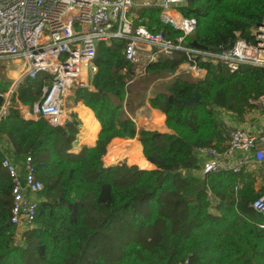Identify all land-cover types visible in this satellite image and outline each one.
<instances>
[{"label":"trees","instance_id":"obj_1","mask_svg":"<svg viewBox=\"0 0 264 264\" xmlns=\"http://www.w3.org/2000/svg\"><path fill=\"white\" fill-rule=\"evenodd\" d=\"M180 12L197 20L184 45L218 48L238 38L254 42L251 31L264 18V0H187ZM160 13L159 7L136 9V24L177 42L182 32L162 23ZM187 61L185 53L163 55L146 72L170 76ZM94 65L92 89L74 95L101 124L94 146L76 152L81 122L75 114L64 126L22 115L19 105L31 108L41 98L40 78L25 79L12 94L0 121V264H264V214L251 206L259 195L255 174L202 175L198 156L201 147L225 149L222 116L244 121L264 96V68L232 73L225 64L199 61L207 71L202 79L174 77L150 99L167 125L138 130L124 114L136 66L126 60L124 42H101ZM7 90L0 80V93ZM195 91L200 100L187 104ZM136 136L146 167H104L112 140ZM27 156L44 188L35 224L17 242L14 183L2 163Z\"/></svg>","mask_w":264,"mask_h":264},{"label":"built area","instance_id":"obj_2","mask_svg":"<svg viewBox=\"0 0 264 264\" xmlns=\"http://www.w3.org/2000/svg\"><path fill=\"white\" fill-rule=\"evenodd\" d=\"M186 2L0 0V66L10 60L22 63L24 69L15 81L14 92L25 79H41L42 95L30 108V113L45 118L53 126H64L72 120L67 103L74 97L76 89H92L91 77L96 69L94 59L101 42L112 45L123 41L125 58L134 64L145 56L142 75L149 64L163 55L176 52L185 53L188 61L180 65L172 77L187 75L196 81L202 79L207 71L200 67L199 61L225 64L232 73L246 67L264 68V18L251 31L253 43L238 38L232 48H195L183 43L197 28L195 18L184 17L180 12ZM144 7L161 8V22L182 32L177 42L166 38L162 32L136 24L135 11ZM154 46L156 51H153ZM258 103L261 106L258 107ZM10 104L9 100L0 108V121L8 113ZM253 104L264 115V96ZM226 134L227 146L224 150L212 146L198 150L202 161L200 173H254L259 195L251 206L256 212L264 214V127L257 132L232 127L227 128ZM2 164L14 183L11 222L23 232L32 229L44 188L36 177L33 159L27 156L19 163L6 157ZM180 264L191 262L185 260Z\"/></svg>","mask_w":264,"mask_h":264},{"label":"crops","instance_id":"obj_3","mask_svg":"<svg viewBox=\"0 0 264 264\" xmlns=\"http://www.w3.org/2000/svg\"><path fill=\"white\" fill-rule=\"evenodd\" d=\"M24 69V68H23ZM188 77V76H186ZM174 77L167 76L165 79L168 82ZM190 78V77H189ZM157 78H154V80ZM170 79V80H169ZM157 80L151 84L148 88L146 99L143 101L141 92L135 91L132 88L130 89V93L128 96V102L130 108L125 107V116L133 119L138 127V130L142 127H146L148 129H159L164 127V122L166 124V116L158 109H155L150 104V99L159 91L155 90V85ZM134 83V81H133ZM131 82V84H133ZM74 99V97H72ZM144 102V103H143ZM73 107V114H75L77 120H79L80 128H82L81 135L77 136V143L75 146L76 152L79 151L83 146H94L98 139L99 132L101 130V124L96 118L94 112L87 106H85L82 102L76 103ZM144 104V105H143ZM22 115L26 119L36 120L39 117L34 116L30 113V108L24 105L19 107ZM72 114V115H73ZM233 126L246 128L252 132H257L263 129L264 127V115L260 114L258 110L253 109L248 114H246L243 122H233ZM236 124V125H235ZM95 127V131H92V128ZM168 133H172L170 129ZM139 136L134 139L125 138L116 140L107 147L106 154L102 157V162L104 167H110L114 165H118L121 163V159H125L126 163H136L137 161H133L132 159H140L142 163H144L142 157H139ZM131 143V144H130ZM130 144V145H129ZM110 146V147H109ZM148 164L146 162L143 167H146ZM151 170V169H150ZM20 238L23 234V229L19 230ZM18 237V232H17Z\"/></svg>","mask_w":264,"mask_h":264},{"label":"rangeland","instance_id":"obj_4","mask_svg":"<svg viewBox=\"0 0 264 264\" xmlns=\"http://www.w3.org/2000/svg\"><path fill=\"white\" fill-rule=\"evenodd\" d=\"M145 60H146V58H145V56H143V57H141V60L136 64V66H135V77L136 78L135 77L133 78V81H134V83L132 82L133 84L130 83V89L132 88L136 92L137 91L141 92V96H142L141 98H142L143 101L146 99L148 88L151 86V84L153 82H155L156 80L158 81V82H156L155 90L164 89L165 86L168 83V80L165 79L167 76L166 77H162V78H157V79L154 80L155 77L150 75V74H148L147 72L144 75H142L143 66H144ZM22 71H23L22 63L18 62L16 60L5 61L4 63L1 64V66H0V80H1V83L8 88L7 92L4 93L5 96H7L10 93L11 89L14 87L15 81L22 74ZM186 76L187 75H182L181 77H186ZM187 78H189V77H187ZM190 79H192V78H190ZM41 95H42V92H41ZM11 102H13L12 95L10 97V103ZM74 105H75L74 99H72V98L69 99V101L67 103V110H69L71 114H73V110L72 109H73ZM20 106L21 105H19V107ZM257 106L258 107L261 106V103L260 104L258 103ZM257 106L255 105V108H254L255 110L258 109ZM222 118H223V120H225L228 123L229 127H227V128L234 127L233 126L234 125L233 122H235V120H234L232 115L225 113L222 116ZM235 127H237V126H235ZM81 131H82V128H80L79 135H81ZM139 154H140L139 155V157H140L141 156L140 151H139ZM131 160L137 161L136 163H140L142 165H145L138 158L137 159H132L131 158ZM121 162H125L126 163L125 159H121ZM132 163H134V162H132ZM139 167L143 168V166H139ZM212 211H215V210L212 209ZM20 229L21 228H19V227L17 228V232H18V237L16 238L17 242L21 241V239L19 237L20 236V233H19Z\"/></svg>","mask_w":264,"mask_h":264},{"label":"water","instance_id":"obj_5","mask_svg":"<svg viewBox=\"0 0 264 264\" xmlns=\"http://www.w3.org/2000/svg\"><path fill=\"white\" fill-rule=\"evenodd\" d=\"M233 45H234V42H231L228 45L215 48V50H222L223 48H232ZM192 46L195 47V48H201V49H205L206 48L205 46L199 44L197 41H194L192 43ZM156 50H157V48H156V46H154L153 47V51H156ZM13 92H14V88H12V90L10 91V93L8 94V96H5L3 93H0V108L3 105H5L10 100V97H11V95H12ZM199 100H200V94L198 93V91H195L194 92V96L192 98H190L189 100H186L185 102L187 104H193V103L198 102Z\"/></svg>","mask_w":264,"mask_h":264}]
</instances>
